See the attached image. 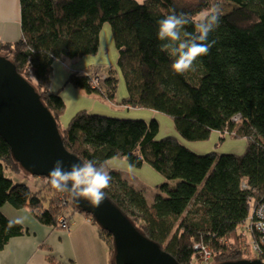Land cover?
Listing matches in <instances>:
<instances>
[{"label":"trees","instance_id":"obj_1","mask_svg":"<svg viewBox=\"0 0 264 264\" xmlns=\"http://www.w3.org/2000/svg\"><path fill=\"white\" fill-rule=\"evenodd\" d=\"M225 1L233 7L220 14L219 26L209 34L214 42L209 52L182 75L172 71L173 58L160 50L157 21L172 10L194 19L214 0H19L20 36L0 41V54L14 63L54 116L64 147L81 161L104 165L111 176L105 195L178 264L250 259L252 240L258 243L259 258L264 257V244L251 225L255 210L264 204V0ZM107 22L127 93L118 99V79L110 68L97 84L92 74L77 70L66 83L97 95L98 102L167 114L183 139H205L218 130L246 138L245 148L198 153L175 134L158 136L154 117L82 109L63 125L66 104L59 89L50 88L53 63L97 54L99 31ZM186 29L194 31L191 25ZM146 167L159 177L153 185L135 175ZM4 168L31 175L0 137V249L25 232L2 213L9 203L27 208L47 226H58L61 215L71 220L85 214L114 264L112 235L67 193L40 175H33L40 184L37 191L28 183H13ZM205 250L209 259L203 263Z\"/></svg>","mask_w":264,"mask_h":264},{"label":"water","instance_id":"obj_2","mask_svg":"<svg viewBox=\"0 0 264 264\" xmlns=\"http://www.w3.org/2000/svg\"><path fill=\"white\" fill-rule=\"evenodd\" d=\"M0 137L11 150L12 157L24 171L49 179L56 160L81 161L64 147L57 122L41 101L34 87L19 73L15 65L0 54ZM69 195V194H68ZM71 201L90 214L113 238L114 264H178L174 257L148 239L105 195L98 207L87 200ZM217 264H264L258 258H239Z\"/></svg>","mask_w":264,"mask_h":264},{"label":"crops","instance_id":"obj_3","mask_svg":"<svg viewBox=\"0 0 264 264\" xmlns=\"http://www.w3.org/2000/svg\"><path fill=\"white\" fill-rule=\"evenodd\" d=\"M19 13V0H0V41L13 42L19 38ZM73 62L72 59L68 63L66 62L65 68L63 67L64 70L62 69V64L59 63L57 69L62 72V75L55 71L51 81L53 82L54 77L59 75V83L54 81L51 87L54 88L55 84H59L58 89L63 94L61 96L64 104H66L61 116L63 125L78 110L82 109L130 117L136 115L135 117L146 119V114L141 109L120 108L112 104L108 105L98 102V99L93 94L87 95L81 89H76L66 83V78L70 72L76 70L84 72L81 71L80 67H73ZM82 99L89 100V103L78 105ZM69 104L74 105L68 110ZM74 108L75 110H73ZM128 110L135 111L138 114L131 115L130 111L127 113ZM73 111L76 112L73 113ZM150 114H152V111ZM189 148L198 153L212 151V149L197 151L191 146ZM223 151L231 153L241 152L236 150ZM223 151H220V153ZM122 165L124 166L125 164L122 163ZM135 173L146 185H153L159 181V177L152 176V172L147 167L142 172L136 171ZM1 210L4 216L12 221L19 222L25 228V232L11 237L6 245L0 249V264H113V257L108 251V246L105 245L98 234L97 227L87 221L86 215L83 213L73 215L69 222V230H66L57 225L47 226L41 224L27 208H14L9 203H4ZM49 258L54 259L55 262L49 260Z\"/></svg>","mask_w":264,"mask_h":264},{"label":"clouds","instance_id":"obj_4","mask_svg":"<svg viewBox=\"0 0 264 264\" xmlns=\"http://www.w3.org/2000/svg\"><path fill=\"white\" fill-rule=\"evenodd\" d=\"M157 23V39L162 42L160 50L173 58L172 71L182 75L192 70L194 62L206 55L214 43L209 42L208 37L219 26L220 6L213 3L194 19L172 10ZM188 25L194 31H187ZM110 181L111 176L105 171L104 165L94 160L74 162L66 169L64 161L58 159L49 171V183L53 189L67 193L77 201L85 199L97 207L103 203L104 190L109 187Z\"/></svg>","mask_w":264,"mask_h":264},{"label":"rangeland","instance_id":"obj_5","mask_svg":"<svg viewBox=\"0 0 264 264\" xmlns=\"http://www.w3.org/2000/svg\"><path fill=\"white\" fill-rule=\"evenodd\" d=\"M136 1H141V0H136ZM213 3H216L220 6V14L227 13L233 7V5L230 2H227L225 0H214ZM99 36H100L99 51L97 54H86V55L78 56L75 58H65L62 61L59 59H55L56 61H54L53 63L52 71L53 73H55L56 71L57 73H59V75L60 73L62 75V72H60L57 69V65L61 63L62 69H63V67L65 68V63L66 62L68 63L72 59V61H74L73 67H76V66L80 67L82 69L81 71H84V73L88 72L89 74H92L93 80L96 79L95 76H97L98 78L96 82L98 83L102 81L103 76L106 75V73L109 71V68H110L115 71V76L118 79L117 87L115 90L116 96L118 98H121L127 93V90H126L125 80L123 79L122 72L117 67V50L113 44L110 25L108 24V22L102 24V27L99 31ZM59 75L57 77L56 76L54 77L53 82H51L52 81L51 79L50 81L51 84H53L54 81L56 83L57 82L59 83L60 81ZM51 84H50L51 89L53 90L58 89L59 84H55L56 86L54 88L51 87ZM59 92L61 93V90H59ZM94 97H97L99 99L97 95H95ZM84 103L88 104L89 100L82 99L78 105L84 104ZM73 105L74 104H69L67 109L69 110L71 106ZM75 108L73 110H75ZM129 111L130 110H128L127 113H129ZM142 111H144L146 114L145 116L146 120L150 119L151 117L156 118L157 122L159 123V129H158L159 135L158 136L162 137V136H167L169 134H175V136L179 138L182 142L186 143L187 145H189V147L191 146L197 151H201V150L204 151V150H209V149H214L218 153H220V151H223V150L241 151L242 149L245 148V145L247 143L246 138L235 137V136L233 137L228 132L221 133L218 130H211L209 136L205 139L186 140L180 136L179 132H176L174 121L167 114L165 115L159 111H152V114H150L151 111L146 108H144V110L142 109ZM75 112L76 111H73V113ZM130 114L133 115V114H138V113H136L135 111L133 112L130 111ZM3 173L5 174L6 177L10 178L13 181V183L14 182L28 183L31 186L32 190L37 191V189H40L39 188L40 184L36 183V179L34 178L33 175L32 176L29 174L25 175L24 172H20V173H17L15 171L13 172L9 168H4Z\"/></svg>","mask_w":264,"mask_h":264},{"label":"built area","instance_id":"obj_6","mask_svg":"<svg viewBox=\"0 0 264 264\" xmlns=\"http://www.w3.org/2000/svg\"><path fill=\"white\" fill-rule=\"evenodd\" d=\"M95 78L96 79L93 80V77H92V80L94 83H97L96 80L98 77L95 76ZM235 118H237V116ZM254 217H256V220L252 221L251 225H253L255 229L258 230L260 243L262 242L264 244V204L260 205L259 208L255 210ZM89 220L90 219L87 217V221ZM69 222L70 220L65 215H61L57 223H58V226H61L62 228L69 230V227H70ZM252 241L250 242L251 246L249 248V250L252 251L251 257L258 258L260 259V261L261 260L264 261V257L261 256V258H259L260 254L257 251L258 243L252 242ZM208 259H209V253L205 250L203 254V263H206Z\"/></svg>","mask_w":264,"mask_h":264}]
</instances>
